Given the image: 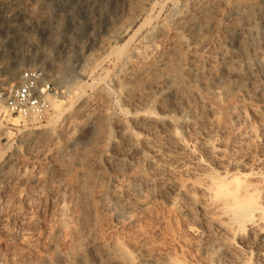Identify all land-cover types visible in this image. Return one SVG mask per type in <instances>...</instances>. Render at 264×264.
I'll use <instances>...</instances> for the list:
<instances>
[{"label": "rangeland", "instance_id": "obj_1", "mask_svg": "<svg viewBox=\"0 0 264 264\" xmlns=\"http://www.w3.org/2000/svg\"><path fill=\"white\" fill-rule=\"evenodd\" d=\"M190 1L0 0V90L16 85L23 71L40 69L57 91L43 119L0 108V264H163L167 258L177 264L214 263L189 233L190 225L202 220L196 203L183 195L171 201L162 193L164 184L156 183L141 197H127L132 211L114 197L115 186L127 177L110 165L117 124L130 119L120 83L139 72L127 66V58L153 49L156 57L165 56L174 43L176 17L197 7ZM235 1L221 4V26L233 22L224 12ZM159 28L168 33L161 43L149 38ZM252 42L248 68L234 34L219 30L213 40L216 47L224 43L243 70L247 87L233 99V110L245 120H234L232 109L220 111L203 124L205 133L196 135L180 129L178 115L162 113L161 102L142 109L168 118L190 153L200 155L207 141L222 149L232 168L244 164L264 175V90L256 93L259 84L264 87V36ZM182 65L188 74L190 60ZM222 66L217 58L213 67L220 76ZM214 84L222 85V76ZM239 132L246 139H239ZM149 155L150 146L140 167L152 177ZM87 238L94 242L84 246ZM250 247L248 264H264V233L252 237ZM78 249L84 254L79 258Z\"/></svg>", "mask_w": 264, "mask_h": 264}, {"label": "bare ground", "instance_id": "obj_2", "mask_svg": "<svg viewBox=\"0 0 264 264\" xmlns=\"http://www.w3.org/2000/svg\"><path fill=\"white\" fill-rule=\"evenodd\" d=\"M190 3L192 6L196 3L197 7L191 14L187 12L175 16L177 25L174 43L165 56L156 57L154 49L128 54L127 66L137 68L139 72L131 75L124 84L120 83L124 86L123 104L130 119L129 123L123 119L117 124V138L113 144L115 152L110 165L116 173L127 178L124 185L115 186L114 197L124 203L126 208L131 206L132 210L131 201L127 199L129 195L141 197L154 184L162 183V193L167 194L171 201L183 195L198 205L202 220L190 225L188 229L197 239V249L203 256H211V259L214 256L213 264H248V256L252 254V237L264 233L263 173L258 169L247 171L244 164L232 168L222 158V149L207 141L200 147V155L190 153L174 132L168 118H161L148 110L146 112L142 106L152 101L161 102L159 109L162 113L178 115L180 129L196 135L204 134L203 124L206 120H212L220 111L230 114L236 108L233 99L245 90L247 82L241 76L242 68L229 56L224 43L216 47L213 40L219 30L234 34L242 48L244 63L249 68L254 58L251 54L252 41L264 36V0H236L228 4L224 15L233 19V22L225 26H221L219 9L221 4L229 3L228 0H191ZM181 5L185 3L181 2ZM167 36L163 28L149 33L150 39L160 43ZM217 58L223 61V84L220 86L214 84L221 77L217 68L213 67ZM183 59L190 60L188 74L184 72ZM134 87H144L148 93L144 90L145 93L134 94L131 91ZM256 90L257 94L262 93L264 87L259 84ZM168 95L173 96L172 101L165 98ZM191 99L195 103H191L194 101L190 102ZM233 112L231 116L237 122L238 118L246 119L244 114ZM129 124L133 126L132 131ZM99 125L97 128L101 130L102 126ZM244 134L239 132V139H246ZM149 146L147 162L155 168L152 177L146 176L140 167L145 149ZM136 167V171L131 174V170ZM183 180H187L189 186H185ZM143 203L141 201L139 206L145 205ZM64 209L63 206L59 207L61 213ZM92 242V238H87L83 244L90 245ZM75 255L78 257L84 254L78 249ZM163 264L177 263L167 258Z\"/></svg>", "mask_w": 264, "mask_h": 264}, {"label": "built area", "instance_id": "obj_3", "mask_svg": "<svg viewBox=\"0 0 264 264\" xmlns=\"http://www.w3.org/2000/svg\"><path fill=\"white\" fill-rule=\"evenodd\" d=\"M56 94L54 84L43 70L29 69L22 72L16 85L0 90V108L23 118L43 119Z\"/></svg>", "mask_w": 264, "mask_h": 264}]
</instances>
